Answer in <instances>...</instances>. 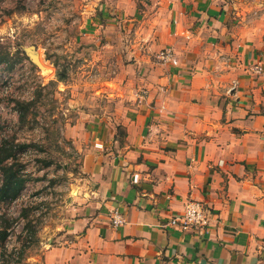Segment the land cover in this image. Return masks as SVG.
I'll list each match as a JSON object with an SVG mask.
<instances>
[{
    "label": "crops",
    "instance_id": "1",
    "mask_svg": "<svg viewBox=\"0 0 264 264\" xmlns=\"http://www.w3.org/2000/svg\"><path fill=\"white\" fill-rule=\"evenodd\" d=\"M259 4L148 0L144 14L134 7L133 69L107 81L113 110L69 129L83 147V177L44 264H264ZM164 50L169 62L159 58ZM255 63L262 74L249 71ZM188 200L208 207L206 231L169 225ZM114 212L125 220L117 228Z\"/></svg>",
    "mask_w": 264,
    "mask_h": 264
},
{
    "label": "rangeland",
    "instance_id": "2",
    "mask_svg": "<svg viewBox=\"0 0 264 264\" xmlns=\"http://www.w3.org/2000/svg\"><path fill=\"white\" fill-rule=\"evenodd\" d=\"M147 1L0 0V147L24 179L14 200L0 199V264H44L63 231L83 177V147L69 129L113 110L107 81L133 69L131 12H148ZM30 46L43 68L25 54Z\"/></svg>",
    "mask_w": 264,
    "mask_h": 264
},
{
    "label": "built area",
    "instance_id": "3",
    "mask_svg": "<svg viewBox=\"0 0 264 264\" xmlns=\"http://www.w3.org/2000/svg\"><path fill=\"white\" fill-rule=\"evenodd\" d=\"M159 58L164 62L172 59L171 50H164L159 53ZM249 71L253 74L260 75L263 73V67L258 64L249 65ZM210 211L201 201L188 200L180 214L172 216L168 223L170 226L180 229L181 231L203 232L209 225ZM125 220L121 214L114 212L111 217V224L117 228L124 224ZM259 255L264 259V236L260 239L258 247Z\"/></svg>",
    "mask_w": 264,
    "mask_h": 264
},
{
    "label": "trees",
    "instance_id": "4",
    "mask_svg": "<svg viewBox=\"0 0 264 264\" xmlns=\"http://www.w3.org/2000/svg\"><path fill=\"white\" fill-rule=\"evenodd\" d=\"M4 60L0 57V64ZM11 157L2 147H0V199L1 200H14L20 193L24 184V179L20 178L17 172L12 171L9 166H5V162Z\"/></svg>",
    "mask_w": 264,
    "mask_h": 264
},
{
    "label": "water",
    "instance_id": "5",
    "mask_svg": "<svg viewBox=\"0 0 264 264\" xmlns=\"http://www.w3.org/2000/svg\"><path fill=\"white\" fill-rule=\"evenodd\" d=\"M25 54L29 58V60L36 65L39 68H43V65L41 64L39 60L38 53L36 52L35 48L33 46L27 47L25 49Z\"/></svg>",
    "mask_w": 264,
    "mask_h": 264
}]
</instances>
